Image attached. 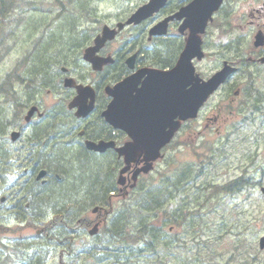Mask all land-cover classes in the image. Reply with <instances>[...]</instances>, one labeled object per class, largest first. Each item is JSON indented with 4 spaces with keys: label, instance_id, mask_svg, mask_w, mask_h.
Returning <instances> with one entry per match:
<instances>
[{
    "label": "flooded vegetation",
    "instance_id": "1",
    "mask_svg": "<svg viewBox=\"0 0 264 264\" xmlns=\"http://www.w3.org/2000/svg\"><path fill=\"white\" fill-rule=\"evenodd\" d=\"M108 1L119 6L116 15L108 16L105 22L99 21L95 13H88L85 24L74 25V29L80 27L82 30L75 36L79 38L78 43L69 48L70 52L73 50V56L69 53L68 58L62 57L67 60L61 61L48 56L52 59L48 68L51 72L49 76L37 77L35 83L29 80L34 68L29 69L26 74L30 77L22 81V87L7 91L9 97L6 100L11 102L12 108L10 117L0 114L1 127L4 126L0 127V150L4 154V158L0 157V179L12 173V168L21 167L34 178L33 186L49 188L62 183L63 170L57 166L53 168L42 159L43 153L61 148L70 158L81 157L99 167L102 186L98 191L109 193L100 196L101 202L98 194H92L80 203L68 201L66 206L73 208L105 206L106 203L112 206L126 201L132 191L140 188L141 175L134 182L132 173L141 165V156L120 175L124 160L117 150L130 143L132 138L105 121L103 114L115 100L109 91L137 75L138 79L131 85L134 93L145 78L142 70L171 71L187 40L193 36L194 27L203 22L198 16L206 15L217 3V0H203L202 4V0H166L152 15L138 22H128L149 0ZM22 16L20 14V18ZM105 26L115 31L114 37L95 53L101 58L94 59L101 63L100 69L95 70L84 61L83 55ZM154 27L157 34H151ZM162 30L164 32L159 33ZM197 31H201L198 37L203 56L201 59L193 57L191 63L198 76L207 80L225 67L233 69V73L203 105L197 117L183 127L192 139L196 124H200L204 132L210 129L222 134L218 147L222 161L232 150H238L242 158L241 171L246 175L261 176V188L264 186V135H259L264 131V0H221L206 19L204 28ZM5 37L6 34L0 31L2 59L12 48L3 46ZM213 48L214 52L210 53ZM38 52L40 45L36 44V51L25 56L36 59ZM52 54L59 56L58 51ZM67 79L72 83L66 84ZM28 82H33V87H27ZM76 86H81L79 92ZM43 88L47 96L57 98L53 105L43 104L38 98L37 89ZM75 100L76 106H71ZM33 108L36 110L27 120L26 116ZM246 125L252 130H246ZM244 132L250 134L244 135ZM12 134L17 135L13 137ZM87 141L112 146L104 152H95L87 148ZM39 172H44V176L36 180ZM63 213L69 215L67 211ZM80 222L75 217L69 230L76 233Z\"/></svg>",
    "mask_w": 264,
    "mask_h": 264
},
{
    "label": "rangeland",
    "instance_id": "2",
    "mask_svg": "<svg viewBox=\"0 0 264 264\" xmlns=\"http://www.w3.org/2000/svg\"><path fill=\"white\" fill-rule=\"evenodd\" d=\"M112 4L108 0H4L5 11L10 14H7L6 19H0V31L6 34L3 46L12 48L4 59L0 57V94L3 88L8 87L10 91L21 88L24 81L21 79L24 77L14 75V71L23 72L27 79L26 72L31 63L43 70V76H49L51 71L48 69V62H52V59H48V56H53L56 61L67 60L62 57L68 58L69 53L73 56V50L70 52L69 48L78 43L79 38L75 36L82 30L80 27L74 29V25L85 24L88 13H95L99 21L106 22L109 19L107 17L115 16L119 9L118 5ZM20 14H23L21 18ZM36 44L40 45L39 54L36 59H28L29 56L25 55L36 51ZM214 50L211 49L210 53ZM56 51L59 56L52 54ZM6 98L7 96L0 95V103L5 104L1 100ZM38 98L47 105L57 101L55 96H47L45 92L39 94ZM8 107L9 110L3 114L7 118L12 112L10 105ZM186 133V128L179 133L175 144L157 162L154 171L142 179L141 188L146 182L163 183L166 179L174 180L179 169L197 167L199 176L188 183L180 198L177 196V202L174 200L168 204L169 210L185 204L203 208L200 216L203 220L194 218L193 223L189 224L186 221L181 225L167 224L175 226L170 234L171 238L179 235L183 243L187 241L188 250L180 246L177 250L162 249L160 254L159 251L146 252L141 256H132V261L129 259V250H125L123 254L115 252V259L117 255V258L127 256L128 259H118V263L106 262L107 260H103V251L96 248L102 245L106 226L112 225L116 218L119 221L114 211L120 209L118 205L112 207V215L95 237L88 235L89 227L71 235L63 234V226L50 229L47 224L55 213L63 210L69 213V208L65 207L68 201L80 203L88 200L92 194L97 195L102 186L97 165L88 163L81 157L70 158L66 151L55 150L43 153L42 159L53 168L57 166L63 170L62 183L43 189L32 185L33 188L29 190V184L25 183L28 174L22 173L21 168L12 171L15 175L10 173L0 179V196L7 198L0 205V264L8 253L11 264H21L22 261V264H216V255L221 257L219 262L225 264H264V250H260L258 246L259 238L264 236V203L256 188L246 187L232 194H218L212 188V185H224L240 176L242 161L239 154L233 156L230 153L224 165L217 151V135H210V130H207L192 139ZM0 157L4 158L2 150ZM208 157L211 158L210 164H207ZM202 163H205L203 169ZM140 192L138 189L128 198L126 202L129 206L124 210L123 221L120 220V225L130 233L136 230L139 223L136 195ZM212 207L214 210L209 211ZM31 211H35L34 215L28 217L36 218L26 221L25 215L32 213ZM96 217L97 214L91 213V208L82 209V219L95 220ZM40 228H47V237L36 234ZM167 229L165 226L166 232ZM191 237H194V241ZM1 243L7 245L4 249L6 254L1 251ZM107 254L111 256V253ZM252 259L254 262H250Z\"/></svg>",
    "mask_w": 264,
    "mask_h": 264
},
{
    "label": "water",
    "instance_id": "3",
    "mask_svg": "<svg viewBox=\"0 0 264 264\" xmlns=\"http://www.w3.org/2000/svg\"><path fill=\"white\" fill-rule=\"evenodd\" d=\"M159 1L161 0H151L150 4L137 11L132 20L136 21L141 17L144 18L151 15L157 10ZM196 34H198V31L194 28L193 36L187 40L185 49L180 56L178 64L172 71V75L163 77L165 75L158 74L159 72L157 71H148V74H151L150 79L148 82H145L146 84L141 89V93H138L137 100H133L129 93V86H131L132 79L126 80L110 92L113 96H117V101L109 106L105 112V120L115 128L125 130L133 138V142L118 150L119 155L124 156L127 165L130 162H135L136 157L143 156L144 164L141 168L137 169L134 176L140 172L147 174L152 170L153 162L161 158V148L169 143L173 134L178 130L180 121L194 117L197 109L206 97L223 81V79L218 77H222L224 74H219L203 85L194 84L191 90H186L187 82L189 83L191 81L193 72L189 63H186V59L197 55L199 51V38ZM113 36L114 32L105 28L102 31V36L95 40V46L85 51L84 59L91 61L95 66L96 61L93 60L96 59L93 56L94 52L106 40L112 39ZM163 82L167 84V91L162 90V92H159V90H154V87H157L158 83ZM170 82L173 84L170 85ZM153 83L156 84L153 85ZM160 87L162 88V85ZM169 87L171 88L170 92L172 94L169 98H165V104L163 105V102L160 103V100H163L167 96L164 95L162 98H159V96L167 93ZM147 114L154 115V118L140 130L137 124L133 129L125 121L129 119L130 124H132L136 120H140L141 124V120H145L147 117L144 115L148 116ZM176 118H178V121H175ZM107 146L108 144L102 143L98 145L88 144L89 148L100 151L104 150ZM127 169L128 167L122 173ZM96 211L97 209H93V213ZM97 227L98 225H95L89 231V234L94 235L97 232Z\"/></svg>",
    "mask_w": 264,
    "mask_h": 264
},
{
    "label": "trees",
    "instance_id": "4",
    "mask_svg": "<svg viewBox=\"0 0 264 264\" xmlns=\"http://www.w3.org/2000/svg\"><path fill=\"white\" fill-rule=\"evenodd\" d=\"M2 2V4H1ZM0 2V10L5 7L4 0ZM1 18V16H0ZM41 72L43 70H40ZM189 170H182L174 180H164L163 183L146 182L141 189V204L139 205V223L136 230L130 233L125 231V227L120 225V220L123 214H120L119 221L113 222L112 225L106 226L104 239L101 240L102 245H98L99 249L108 252L115 257L116 254H123L125 250H129V259L132 261V256H141L147 251H155L159 246V240L165 238L163 225L178 224L180 219L186 220V223H192L194 215L199 214V209L192 211L188 210L187 204L178 206L177 210H168V204L180 194L188 184ZM43 189V187H39ZM140 203V202H139ZM67 207V206H65ZM64 208V207H63ZM186 208L187 211H184ZM184 212V214H183ZM59 215V214H58ZM159 216H163L165 220H158ZM122 221V220H121ZM171 242L170 240H167ZM160 248V247H159ZM116 252V254H114ZM104 258L110 257L108 254L103 255ZM118 257V255H117ZM118 259L126 260L128 258L121 257ZM122 261V260H121ZM120 261V262H121Z\"/></svg>",
    "mask_w": 264,
    "mask_h": 264
},
{
    "label": "bare ground",
    "instance_id": "5",
    "mask_svg": "<svg viewBox=\"0 0 264 264\" xmlns=\"http://www.w3.org/2000/svg\"><path fill=\"white\" fill-rule=\"evenodd\" d=\"M59 149H60V148H59ZM61 149H62V148H61ZM61 149H60V150H61ZM61 151H62V150H61ZM62 165H63V164H62ZM64 166H65V165H64ZM93 192H95V190H94ZM95 193H96V192H95ZM56 205H57V204H56ZM61 245H62V244H61Z\"/></svg>",
    "mask_w": 264,
    "mask_h": 264
}]
</instances>
